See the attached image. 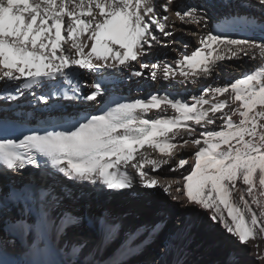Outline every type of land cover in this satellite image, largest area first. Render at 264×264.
<instances>
[{"label":"snow or ice","instance_id":"snow-or-ice-1","mask_svg":"<svg viewBox=\"0 0 264 264\" xmlns=\"http://www.w3.org/2000/svg\"><path fill=\"white\" fill-rule=\"evenodd\" d=\"M257 2L264 13V0ZM239 21V14L213 20L207 7L188 0H0V82L5 91L16 85L22 94L45 83L54 89L52 82L78 80L80 71L111 69L133 77H143L149 70L153 81L162 74L166 81L179 77L191 83L212 76L224 61L264 58V36L237 34ZM256 23L252 21L249 28ZM259 25L264 29V15ZM186 26L197 29L190 32L198 43L191 53L184 52L174 65L144 59L157 46L176 43L175 33L184 32ZM200 26L205 30L199 31ZM91 87L94 91L87 95L74 87L72 95L65 92L64 98L95 102L104 90L99 81ZM56 95L53 90L34 98L47 107ZM191 101L157 93L116 102L100 115L81 117L65 110L53 130L0 139V165L13 172L26 166L39 168V156L68 179L100 184L110 192L127 195L134 183L145 190L160 188L165 195L174 191L173 201L207 211L239 244L251 243L264 264V251L255 243L264 239V67L230 83L209 85ZM169 108L175 113L172 117L166 115ZM152 110L165 114L146 118ZM218 120L221 123L216 125ZM193 125L204 130L197 132ZM208 125L216 127L208 129ZM189 144L192 156H179L173 164L174 150ZM142 149L164 158H150ZM189 161L191 166L185 169ZM167 165L170 172H185L172 178L160 175ZM129 166L138 181L126 170ZM53 192V185L42 177L9 190V199L27 207L32 221L17 218L9 227L10 235H0V264H54L13 256L16 237L24 233L35 234L29 249L35 255L51 250L46 234L53 224ZM60 221L57 230L78 227L83 218L65 211ZM95 223L105 235L114 228L103 214ZM221 264H239L238 256L230 252Z\"/></svg>","mask_w":264,"mask_h":264},{"label":"bare ground","instance_id":"bare-ground-1","mask_svg":"<svg viewBox=\"0 0 264 264\" xmlns=\"http://www.w3.org/2000/svg\"><path fill=\"white\" fill-rule=\"evenodd\" d=\"M188 2L200 3L207 7L213 20L219 16L239 14L241 31L237 34H247L253 39L264 36V29L259 25V18L264 13L261 12L257 0H188ZM254 20L257 22L256 27L250 29L249 24ZM177 24L179 26V22ZM204 30V26L199 27V31ZM192 31L197 29L186 26L184 32L177 31L176 43L167 47L157 46L152 50V54L144 59L174 65V61L184 52L191 53L198 47L197 36L191 35ZM185 43L189 45L187 48L183 46ZM133 67L138 69L139 65L133 62ZM258 67H264V58L244 57L227 60L220 64L212 76L201 77L191 83L181 82L179 77L166 81L162 74L153 81L149 70H145L143 77H133L126 71L111 69L99 73L80 71L74 87H78L80 93L87 95L94 91L91 85L99 81L104 95L98 96L95 102L52 96L47 107L38 103L34 94L57 91L64 86V82H52L56 85L54 89L47 83L43 86H34L32 89L24 90L22 94L16 91V85H9L5 91L3 83L0 82V121L17 126L32 125L41 120L52 122L60 119L65 110L79 112L81 117L90 114L100 115L106 112L111 101L131 102L157 93L168 94L170 98L184 99L191 104V97L199 96L203 88L230 83ZM164 114L152 110L146 118L157 119ZM166 115L172 117L175 113L169 108ZM220 123L219 120L216 121V125ZM216 125H208L207 128L212 129ZM193 127L197 132L204 130L197 125ZM11 134L9 130L0 131V138H8ZM141 151L148 152L150 158H164L151 149ZM193 152L190 144L184 148L177 147L172 163H176L179 156H192ZM191 163L189 161L185 169L190 168ZM169 167L171 165L163 166L160 175L172 178L179 177L185 172V169L170 172ZM126 170L138 181L135 171L130 166ZM28 171L31 173L30 177H26L25 173ZM34 177H42L47 184L54 187L50 202L54 213L53 224L49 225L46 234L51 250L44 256L35 255L29 250L35 241V234L24 233L16 237V248L13 252V256L20 261L44 260L53 261L54 264H221L228 253L234 252L238 256L239 264H260L251 243L247 247L239 244L220 224L209 218L207 211L194 205L185 208L181 206L183 201L181 203L173 201L171 196L176 195L174 191L170 195H165L160 188L145 190L138 183H134L133 189L126 190L127 195L119 191L110 192L100 184L70 180L54 169L48 161L43 170L26 166L20 172L6 170L0 165V235L5 238L10 235L9 227L17 218L32 221L27 207L15 204L9 199V190L13 185L25 184ZM64 194L74 199V202H67L66 205L62 198ZM65 211L80 215L83 218L81 225L57 230L61 222L60 217ZM100 214L108 216L114 225L110 235L102 233L95 223L96 217ZM137 215L141 217L136 219ZM255 243L264 251V239L258 238Z\"/></svg>","mask_w":264,"mask_h":264},{"label":"rangeland","instance_id":"rangeland-1","mask_svg":"<svg viewBox=\"0 0 264 264\" xmlns=\"http://www.w3.org/2000/svg\"><path fill=\"white\" fill-rule=\"evenodd\" d=\"M62 198L64 199V203H66V205H67V202L68 203H73L74 202V199H71L69 196H67V195H63L62 196ZM66 200V201H65ZM138 217L136 218V219H138V218H140L141 217V215H137ZM174 217H175V215H174Z\"/></svg>","mask_w":264,"mask_h":264},{"label":"water","instance_id":"water-1","mask_svg":"<svg viewBox=\"0 0 264 264\" xmlns=\"http://www.w3.org/2000/svg\"><path fill=\"white\" fill-rule=\"evenodd\" d=\"M13 139L15 140V139H20V138H18V137L16 138V137H15V138H13Z\"/></svg>","mask_w":264,"mask_h":264}]
</instances>
